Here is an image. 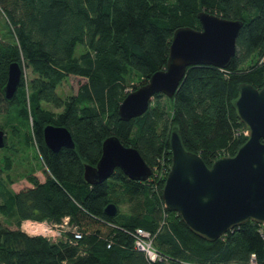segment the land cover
I'll list each match as a JSON object with an SVG mask.
<instances>
[{"label": "trees", "instance_id": "trees-1", "mask_svg": "<svg viewBox=\"0 0 264 264\" xmlns=\"http://www.w3.org/2000/svg\"><path fill=\"white\" fill-rule=\"evenodd\" d=\"M201 11L243 21L231 63L188 67L174 97L158 93L142 116L123 121L120 103L167 66L179 27H202ZM1 21L0 116L7 120L0 128L23 137L16 151L34 143L46 170L44 181L33 172L32 186L19 191L10 174L8 183L0 176V264H250L252 253L264 264V224L249 220L208 241L165 208L166 179L133 180L119 168L102 183L84 177L112 135L136 147L152 169L164 157L172 164L173 127L208 166L235 155L248 139L235 108L240 85L264 86V0H0ZM13 62L32 77L22 74L8 101L3 87ZM69 76L85 81L63 97L57 88ZM50 123L67 127L75 148L52 151L44 137ZM4 160L2 174L14 163ZM110 203L118 207L114 216L105 212ZM67 216L83 235L75 244L22 229L26 220L62 223ZM140 228L155 236L162 260L136 247Z\"/></svg>", "mask_w": 264, "mask_h": 264}, {"label": "water", "instance_id": "water-1", "mask_svg": "<svg viewBox=\"0 0 264 264\" xmlns=\"http://www.w3.org/2000/svg\"><path fill=\"white\" fill-rule=\"evenodd\" d=\"M198 18L200 29L183 26L174 32L167 66L153 73L148 82L129 92L120 103L123 121L142 116L158 93L174 97L188 67L210 64L225 68L231 63L243 21L207 11H201ZM22 74L20 63L9 65L3 87L6 100L15 99ZM235 108L247 127L248 139L235 155L219 157L211 166L199 153L186 148L178 127H173L170 134L172 166L163 187L164 206L177 212L193 233L208 241L218 240L249 220L264 224V86L241 84ZM7 137L0 128V151ZM44 137L54 152L75 148L65 126L46 125ZM117 168L133 180L145 181L152 175L139 150L112 135L103 142L97 165L85 164L84 177L90 184L102 183ZM105 212L114 216L118 207L110 203Z\"/></svg>", "mask_w": 264, "mask_h": 264}, {"label": "rangeland", "instance_id": "rangeland-1", "mask_svg": "<svg viewBox=\"0 0 264 264\" xmlns=\"http://www.w3.org/2000/svg\"><path fill=\"white\" fill-rule=\"evenodd\" d=\"M5 23L4 21H1L0 23V32L4 34ZM82 45L78 47V50L82 49ZM23 74L26 78L30 79L32 77V72L31 69L25 67L23 69ZM85 80L83 78L77 77V76H69L67 79H65L62 84L57 88V91L59 94H61L63 97H67L71 94L77 93L79 86L84 82ZM46 104V103H45ZM48 108L53 109L55 111H58V109L54 108L51 105H46ZM6 117L1 115L0 116V124H6ZM23 132L24 129L22 128ZM8 134V142H9V147H4L0 151V162L1 165L4 166V157L6 155L13 157L14 163H13V168L12 170L5 171L3 174H1V178L3 181L8 183V174H10L11 178L14 180L12 183V189L15 191H19L21 189H24L26 187L32 186L30 183L28 177L31 175V173L35 172L37 177L41 180H45V170L46 167L44 166L43 162L39 158L38 155V150L36 149V146L34 143H32L31 146L29 147H23L20 148L19 151H16L15 149H12L13 147L15 148L18 144L17 140H21L22 138H16L14 136V133L12 130L8 129L7 131ZM122 208L124 210H127L126 205H122ZM0 221L5 222L6 218L0 214ZM27 221V220H26ZM25 223V221L23 222ZM13 228L16 226H12ZM22 229L26 231L23 228L22 224ZM27 232V231H26ZM28 233V232H27ZM32 235V234H30ZM64 238V237H63Z\"/></svg>", "mask_w": 264, "mask_h": 264}, {"label": "built area", "instance_id": "built-area-1", "mask_svg": "<svg viewBox=\"0 0 264 264\" xmlns=\"http://www.w3.org/2000/svg\"><path fill=\"white\" fill-rule=\"evenodd\" d=\"M245 133L247 134V131ZM171 166L172 164L165 157L162 158L159 166L157 165L153 169L151 168L152 175L149 179L154 178L159 181L167 179ZM28 221L30 222V228L27 230L29 234L43 235L53 242L68 241L75 244L83 236L78 227L70 223L69 216L65 217L62 223H51L47 220ZM67 232L73 233L74 237L68 238L66 236ZM135 245L139 250L144 251L150 260L157 261L163 259V256L155 245V236L151 232L141 228L138 229L135 236ZM250 264H257L255 253L251 255Z\"/></svg>", "mask_w": 264, "mask_h": 264}, {"label": "bare ground", "instance_id": "bare-ground-1", "mask_svg": "<svg viewBox=\"0 0 264 264\" xmlns=\"http://www.w3.org/2000/svg\"><path fill=\"white\" fill-rule=\"evenodd\" d=\"M23 228L27 231L30 228V222L27 220L25 221V223L23 224Z\"/></svg>", "mask_w": 264, "mask_h": 264}]
</instances>
